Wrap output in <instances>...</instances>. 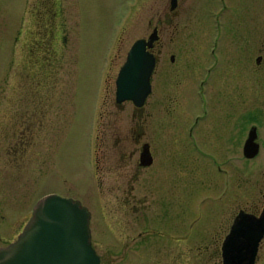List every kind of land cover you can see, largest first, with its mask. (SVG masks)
Returning a JSON list of instances; mask_svg holds the SVG:
<instances>
[{"label": "rangeland", "instance_id": "1", "mask_svg": "<svg viewBox=\"0 0 264 264\" xmlns=\"http://www.w3.org/2000/svg\"><path fill=\"white\" fill-rule=\"evenodd\" d=\"M256 2L238 0L237 9L248 11ZM220 3L180 0L176 13L167 15L170 0H0V248L18 238L36 204L55 193L91 212L101 264H222L215 238L232 211L259 196L263 179L249 175L256 166L243 154L254 105L245 102L241 82L239 149L219 155L239 173L232 187L226 177H191L183 187L190 194L170 216V227L159 207L137 214L121 202L126 168L134 166L122 155L134 138L145 132L149 142L189 143L187 88L205 64L209 81L228 70L213 25ZM257 10L264 22V9ZM159 19L165 48L152 77L154 92L139 111L131 102L118 106L119 71L133 44L147 38ZM248 19L238 21L243 33ZM26 111L31 131L18 148ZM119 141L128 147H117ZM206 149L212 160L218 157ZM179 153V160L198 164V151L180 147ZM263 158L264 149L259 169ZM208 167L209 176L219 173ZM257 264H264V242Z\"/></svg>", "mask_w": 264, "mask_h": 264}, {"label": "flooded vegetation", "instance_id": "2", "mask_svg": "<svg viewBox=\"0 0 264 264\" xmlns=\"http://www.w3.org/2000/svg\"><path fill=\"white\" fill-rule=\"evenodd\" d=\"M172 2L173 0H170V11H167V15L176 13L180 0H175L174 9L172 8ZM220 2V11L212 14V16L217 17L213 25L215 34H221L222 36L224 45L221 57L225 61L224 65L227 66L225 69L228 68V70L225 71L221 79H216L218 81H209L205 77V64L201 68L202 74L201 76L199 75V79L195 84H190L187 88L188 94L185 105L188 111L193 112L185 131V136L189 143L172 142L167 145L161 142H149L143 140L146 136L145 132L134 138L133 147L130 149L129 154L125 152L122 155L124 164L130 161L129 164H134V166L128 170L126 168L127 173L124 175L125 186L123 189L124 199L121 202L127 211L132 210L137 214L153 206L159 207L158 209L164 212L170 227V216L174 215L176 208H179L180 204H183L186 197L190 194L189 189H183V187L187 182L191 181V177H226L227 188L232 187L233 177H240L239 173L235 172L233 167L229 168L227 161L219 155L223 154V150L228 153V151L233 152V150L238 151L239 149L238 101L241 93V82L244 88L242 95L246 99L245 102L250 101L254 105V109L248 112L251 118V125L246 139L244 138L242 142L243 154L246 141L250 132L254 129L256 134L255 143L259 146L258 154L253 158H247L245 154L244 156L249 162L255 163L253 167L256 166L249 175L251 177H263V179L258 182V185L261 186L258 189L259 196L252 202H248L247 206L237 207L231 212L226 225L221 226V232H218L215 239L217 244H221L222 257L223 243L230 233L237 216L244 212L254 218H261L264 214V158L260 169L257 164V160L261 157L264 149V121L259 119L261 117L262 120L264 119V22L259 21L256 17L257 9H264V0H257L253 5L254 7L248 11H245L243 7L239 10L237 9L236 3L238 0H220ZM221 18L222 20H220ZM246 18L251 19L252 24H250L248 19V26L242 29L243 33L239 28V19L243 20ZM162 24L163 20L159 19L158 23L153 27L152 33L156 32L158 39L148 48L156 60L153 75L156 73V68L164 56L165 45H161L164 32ZM239 32L242 34H238ZM150 35L145 39L149 40ZM240 39L243 40L242 45L237 42ZM171 61H175V55L171 56ZM153 92L152 78L151 94ZM124 103H117V105L121 106ZM135 107L138 111L142 108ZM26 114L30 116V111L24 113V121L20 125L23 127V134L20 135L16 143L18 148L27 144L31 131V121L26 117ZM256 117L259 118L256 119ZM10 127L14 129L15 125L10 123L8 129ZM171 137L173 138V135ZM116 145L120 147L122 142L119 141ZM124 146L121 147H128L127 145ZM180 147L183 149L190 147L198 151V164H192L187 157L179 160L176 154L180 152ZM207 147L219 152L215 160H212L215 156L206 149ZM179 154L182 155L181 153ZM135 159L137 160L135 161ZM150 161L151 164H145ZM208 162H212V164H208ZM124 164L123 167H125ZM208 166H212V168L216 166L219 173L209 176L208 172L210 169ZM190 187L191 184H189L188 188ZM151 197L154 200L151 201ZM140 235H143V233ZM263 242L264 238L260 243V249Z\"/></svg>", "mask_w": 264, "mask_h": 264}, {"label": "water", "instance_id": "3", "mask_svg": "<svg viewBox=\"0 0 264 264\" xmlns=\"http://www.w3.org/2000/svg\"><path fill=\"white\" fill-rule=\"evenodd\" d=\"M157 39L153 32L149 40L139 39L131 47L117 77V103L131 101L137 107L146 104L156 65L148 48ZM255 140L253 129L244 147L247 158L258 154ZM91 218V212L81 201L55 193L46 195L34 207L18 238L0 248V264H101L92 243ZM263 238L264 214L254 218L241 212L223 243L222 264H257Z\"/></svg>", "mask_w": 264, "mask_h": 264}]
</instances>
